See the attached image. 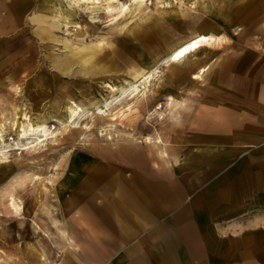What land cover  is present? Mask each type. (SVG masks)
Listing matches in <instances>:
<instances>
[{"label": "rangeland", "instance_id": "374dc122", "mask_svg": "<svg viewBox=\"0 0 264 264\" xmlns=\"http://www.w3.org/2000/svg\"><path fill=\"white\" fill-rule=\"evenodd\" d=\"M104 1H99L98 8ZM118 1L126 3L127 12L132 10L133 0ZM161 1L145 0V11L167 6L185 15L164 21L155 17L134 39L110 25V16L101 11L90 17L84 5L71 0H53L52 10L44 0H35L44 12L33 15L39 26L33 28L32 38L27 30L26 41L17 44L26 53H17L20 62L17 58L12 66L7 62L0 67V103L15 104L31 117L38 112L56 114L54 101L66 111L68 94L75 101L101 100L98 106L103 112L105 102L114 98L107 97L104 77L116 82L131 68L148 66L191 32L213 38L186 61L159 63L149 91L113 103L103 117L84 105L80 117L69 123L71 131L39 152L18 154L16 136L5 126L0 151L9 152L0 159V264H31L25 251L30 244L44 252L48 261H59L64 249H58L52 237L56 228L66 227L78 246L77 256H69L72 264H197L202 259L205 264H264V230L257 222L264 211L244 206L248 209L242 208L245 211L235 224L217 223L210 214L228 198L226 181L219 180L223 174L217 176L236 157L232 147L226 146L247 143L250 129L264 126V111L256 103L264 86V0L229 20L199 7L203 3L204 8H213L212 0H172L167 5ZM68 8L76 12L73 21L78 26L91 23L95 29L76 37L78 28L66 27L58 17ZM239 25L236 34L233 28ZM4 41L0 40V55L8 53L0 62L14 52ZM56 59L74 63L61 73ZM88 59L95 68L85 73L79 65L89 63ZM98 62L108 67L96 68ZM205 65L209 69L199 80L193 79V73ZM41 75L49 78L52 87L43 98L32 86ZM143 96L148 98L144 103ZM168 96L186 103L175 123L168 117ZM48 125L59 132L64 124L49 119ZM146 136L163 140L160 147L169 150V160H159L157 147L141 142ZM139 146L144 156L141 164L120 157L124 151L136 156ZM76 156L77 175L69 169V160ZM96 166L101 168L99 175L90 172ZM119 178L129 199L119 197ZM63 179L66 186L60 187ZM90 182L95 194L91 201ZM133 182L139 186L138 194L131 187ZM46 205L58 207L65 223L54 227L43 211ZM119 210L126 216L123 226L116 218ZM88 215L91 222L85 223ZM202 220L206 233L201 235L207 242L191 243ZM42 224L49 229L43 232L38 228ZM160 225L175 230L176 248L148 243L159 234ZM219 231L228 233L222 237Z\"/></svg>", "mask_w": 264, "mask_h": 264}, {"label": "bare ground", "instance_id": "6f19581e", "mask_svg": "<svg viewBox=\"0 0 264 264\" xmlns=\"http://www.w3.org/2000/svg\"><path fill=\"white\" fill-rule=\"evenodd\" d=\"M71 1L77 6L84 5L86 11L89 14H91L90 17H92V15L94 16L100 11L102 13L109 15L110 21H113L110 25H113L114 28H118L123 33L130 34L134 39L139 38L140 34L145 31L144 25L152 23L155 17H157L158 20L164 21V20H172L174 18H178L179 16L185 15L184 11H180L178 9H174L172 7H167V6L156 7L154 11H145L144 8L145 0H133V1L131 0L133 5H132V10L129 12H127V10L129 9H127L126 3L119 2L118 0H105L103 4L101 3L102 6L100 8H98V4L100 3L99 2L100 0H71ZM44 2L47 6V9L52 10L53 0H44ZM161 2L163 4L166 3L167 5V4H171L172 0H163ZM212 2H213V8L211 9L204 8L203 3L202 5L200 4L199 7L203 10H208V11L210 10V12L212 11V13L218 14L219 16L224 18V20H229L232 18V16H237L243 13L244 9H247L249 11L255 9L256 8L255 3H257V0H212ZM75 14L76 12L72 8H68L67 10H62V12H60L58 17L61 18V20L63 21L66 27H70L73 24L74 25L73 27H76V29L78 28V32L75 33L76 37L77 36L82 37L84 36L85 33L93 31L95 29L91 23H86L83 25V27L78 26L73 21ZM129 18L131 19L128 20ZM120 20L124 21L123 25H120L121 24ZM130 22L131 24L129 25ZM240 30H241L240 25L235 26L233 28V31L236 34ZM212 38H213L212 35L209 34H203L201 32H196V31L191 32L189 35L183 37L179 42L171 46L168 54L165 57L158 59L159 61L155 59L154 62L149 64L148 66L141 65V67L138 68H131V71H128L127 73L120 75L117 78L118 80H116V82L112 81V79L109 76L104 77L101 80V82L104 83L105 86L107 87V97L111 98L114 96V98L110 99L109 101L107 100L108 102L103 99L104 101H106L105 109L103 112L99 109L98 106V104L102 102L101 100L92 97L89 98L87 101H82V100L75 101L76 99L73 100L71 94L70 95L68 94L66 96V103H65L67 104L66 111L62 112L57 103L58 101L57 102L54 101L52 102V109L53 112L56 114H52L48 116L40 114V112H38L36 116L31 117L26 112L21 111V109L15 104L0 103V145H3L4 143L3 135L6 131L5 126H8L16 136V139L14 140L16 142V147L14 149L17 150L16 152L18 154L27 155L30 153H36L43 150L44 148L49 147L50 143H54L58 141L59 137L62 134H66L71 131L69 123L75 121L80 117V113L84 105H88L90 107L95 108L97 110V112H95V116L103 117V114L107 110H109L110 106L113 103H117L121 101V99L128 96L135 97V95H137L139 92H142V94L144 95L147 91H149V88L152 85L153 81L155 80V77H157L155 74L157 72L156 68L159 63L167 66L170 64H178L183 61H186L189 58V56L195 55L198 51H201V49L204 46L209 45L211 43L210 41L212 40ZM91 51L95 52V50H91ZM95 53H99V52L97 51ZM89 60L90 59L87 60V62L89 63L81 62L79 65L80 67H82L83 72L85 73L92 72V70L95 68L93 66L92 61ZM73 61H75V59ZM54 63H56L58 70L61 73H64L71 68L72 66L71 63L74 62L70 63L65 59L64 60L56 59V62ZM110 63L114 65L113 64L114 62H110ZM99 64L98 67L96 68L108 67L107 66L108 64L106 63H101L100 65ZM208 69H209L208 65L203 66L198 70V72L196 71L197 73L195 74L193 73L192 78L193 79L201 78L204 72L207 71ZM32 86L34 90L37 92L38 96L41 97L44 94H50V90H52L49 78H46L44 75H41L37 79H35L32 83ZM117 91L119 92V94L115 95V92ZM31 96L33 95L31 94ZM147 99H148L147 96H145L144 99H142V102L143 103L146 102ZM167 100H168L167 107H168L169 120H172L173 123H175L177 122V119L179 117L178 114H180V109L186 108L185 100L175 99L171 96H168ZM49 119H52V121L53 120L61 121L64 124L59 132H55L54 131L55 129L54 128L52 129L50 125H48ZM169 126L170 124L167 125V127ZM108 138L110 139L109 136ZM152 138L146 136L145 138L142 139L141 142L147 145H153L157 147L156 152L160 158L162 159H166L167 157L169 158L168 152L166 150H162V148L160 147L161 145H164L163 140L160 137H158L157 139H152ZM4 147H6V145ZM5 152L6 153L0 151V159L7 158V152H9V150ZM77 162H79L77 156L72 157L69 160V165H70L69 169L75 175H77V171L75 169V167L77 166ZM66 183L67 180L63 179L58 183V185L60 187H65ZM60 198L59 200H61ZM66 206L67 208H70L72 204L68 203L66 204ZM43 211L45 212L47 218H49V220L51 221L54 227H58L59 223H65L62 221L64 219L62 218L61 216L62 214L59 211L58 207L56 208V206L54 205H50V206L46 205L45 207H43ZM38 228H40L43 232H45L46 229H49L44 224L40 226L38 225ZM56 229H57V234L53 233L55 237L52 238H55L56 241L53 242L56 243L54 245L58 247V249L60 250L64 249L62 252L63 254L62 259L58 262L47 261L44 252L38 250L34 245L31 244L26 245L25 251L28 252L31 257H33L32 262L34 264H69L70 263L68 257L70 255L71 256L73 255V250L77 248V244H75L74 240L71 239L69 234L67 233L66 231L67 227L61 229L56 228Z\"/></svg>", "mask_w": 264, "mask_h": 264}, {"label": "crops", "instance_id": "0c3cea01", "mask_svg": "<svg viewBox=\"0 0 264 264\" xmlns=\"http://www.w3.org/2000/svg\"><path fill=\"white\" fill-rule=\"evenodd\" d=\"M34 2L35 0H0V40L2 41L5 40L4 43L7 42L6 47L9 50H14L12 54H10L8 57H6L3 61L0 62V67L7 62L9 63V65L12 66L13 65L12 62L13 61L16 62L17 58L20 62L21 56H19L17 53L20 52L26 53V48L17 47V44L26 41V39H23V35L26 34L27 30H29L30 32L29 34L32 38L33 28L34 27L37 28L39 26V25L37 26L34 23L33 15L34 13L44 12V10L39 7L40 5L38 6V4H34ZM34 5L36 6V8L34 7ZM1 47L2 45H0V49ZM7 53L8 52H5V54L0 55V59L1 57L6 56ZM256 78L255 80H258ZM259 80H261V78ZM259 92L260 94L256 100L257 101L256 103L259 105L260 109H263L262 111H264L263 85L260 87ZM140 146H142V144ZM140 146L137 150L136 156L129 155L130 153L128 151H124L120 155V157L128 161H136V162L138 161L139 163L140 161L139 159H144V156H142V154L140 153L141 151L139 152ZM226 147L227 148L232 147V152L234 153V155H236V157L234 158L233 162L230 163L227 167H224L221 170V172L217 174V176L223 174L224 179H219V180L226 181L227 187H225V189H229V190H226L227 192L225 195H227L228 198L226 201L223 200L222 204L220 203L215 209L213 208L210 214L213 215L211 217L217 223H221L227 220L235 224L239 219V217L243 214V212L247 210L249 207H255L260 212L264 211V209L261 210V207H264V126H258L250 129L249 140L247 141V143L246 142L242 144L239 143L238 145L233 144L232 146L229 145ZM245 148H247V150ZM153 157L155 156H151L150 159H152ZM145 158H147V156H145ZM159 160L163 161L165 159L159 157ZM99 168L100 167L97 166L94 168V170L93 168H91L90 172L94 173L95 175H99L101 173L100 170L101 168L100 169ZM227 170L229 171V173ZM117 184L120 185V187H118L117 189L119 193V197L121 199L123 198L126 199V197L129 199L130 195H126L124 193V187L121 178L118 179ZM131 187L134 190V192H136L137 194L139 193V186L137 183L133 182L131 184ZM92 189H93V183L90 182V196H89L90 201L93 198H95V194L92 193ZM106 196L107 195H105L104 197ZM132 197L133 196L131 195V198ZM244 206H248V208L247 207L244 208ZM242 208L245 210H243ZM116 218L118 223H120V226H123L124 222L126 221V216L124 215V213L121 212L120 210L117 211ZM259 218L260 219H258L257 221L259 224L258 226H260L264 230V214H262V217L259 216ZM84 221L85 223L91 222L90 216L88 215ZM202 222L203 220L201 221V223H199V227L197 226L198 237H195L194 239L191 237V239L189 240L191 243L198 244V243L207 242L206 237L202 236L205 235L206 233L204 227L205 224H203ZM157 223H159V221L154 223L153 226H155ZM75 224L76 222L73 221L72 226H74ZM158 227H159V234L155 238L150 239L148 243H152V244L159 243L161 247L176 248L178 246L179 241H178V236L175 233V230L172 227L166 225L165 226L160 225ZM225 233H228V231L227 232L219 231V234L220 235L222 234L221 235L222 237L226 235ZM75 244L77 243L75 242ZM76 252H78V246L76 249L73 250L72 256L76 257L77 256ZM68 260L70 262L69 264H72L70 261V257H68ZM29 261L31 262V264H34L32 262L33 258L30 257ZM197 264H205V262H203L202 259L198 261Z\"/></svg>", "mask_w": 264, "mask_h": 264}, {"label": "water", "instance_id": "95a60500", "mask_svg": "<svg viewBox=\"0 0 264 264\" xmlns=\"http://www.w3.org/2000/svg\"><path fill=\"white\" fill-rule=\"evenodd\" d=\"M169 239V238H168Z\"/></svg>", "mask_w": 264, "mask_h": 264}]
</instances>
